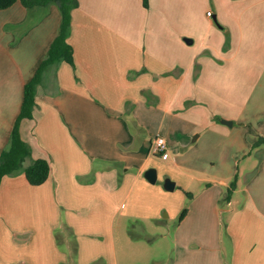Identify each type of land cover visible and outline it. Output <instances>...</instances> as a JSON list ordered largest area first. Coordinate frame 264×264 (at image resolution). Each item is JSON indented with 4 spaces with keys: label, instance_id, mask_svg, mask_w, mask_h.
<instances>
[{
    "label": "crops",
    "instance_id": "obj_1",
    "mask_svg": "<svg viewBox=\"0 0 264 264\" xmlns=\"http://www.w3.org/2000/svg\"><path fill=\"white\" fill-rule=\"evenodd\" d=\"M77 1L73 64L41 69L59 6L0 9V154L40 69L20 133L25 166L51 168L40 185L2 178L0 264H119L116 217L163 211L178 219L171 264H264V0ZM154 167L173 191L147 180Z\"/></svg>",
    "mask_w": 264,
    "mask_h": 264
},
{
    "label": "trees",
    "instance_id": "obj_2",
    "mask_svg": "<svg viewBox=\"0 0 264 264\" xmlns=\"http://www.w3.org/2000/svg\"><path fill=\"white\" fill-rule=\"evenodd\" d=\"M16 2H20L27 8L44 6L50 3H56L62 13L63 21L59 36L52 43L48 57L42 63L40 69L54 61L65 60L73 64V50L68 43L67 38L71 26V12L78 6L77 0H0V9L11 7ZM147 0H145V4ZM39 69V70H40ZM39 70L35 77L25 85L24 102L22 111L18 116L11 135L10 145L0 154V182L6 175H13L23 171L27 180L32 185L44 183L50 174V163L46 159H36L25 166L27 158L30 156V146L26 143L20 133V124L22 120L31 118V109L34 105L35 86L38 82ZM253 147L264 146V136L258 137L252 143ZM161 156V155H157ZM234 184L228 189V194L233 190ZM188 213L186 206L180 214L179 221H182Z\"/></svg>",
    "mask_w": 264,
    "mask_h": 264
},
{
    "label": "rangeland",
    "instance_id": "obj_3",
    "mask_svg": "<svg viewBox=\"0 0 264 264\" xmlns=\"http://www.w3.org/2000/svg\"><path fill=\"white\" fill-rule=\"evenodd\" d=\"M209 1L212 4L213 0ZM225 145L224 162L228 164L238 153H234V149H232L235 143L226 140ZM152 157L161 163L165 161L159 156L152 155ZM247 159L246 155L240 157L239 166L241 165L242 170ZM166 178L168 176L158 177L157 182L152 186L158 185L160 180H162L161 184L163 185ZM146 212L148 211H144V213ZM167 214L168 211H163L159 221L143 216H126L123 219L121 215L116 217L114 234L119 264H171L175 255L173 233L178 219H174L173 216L168 217Z\"/></svg>",
    "mask_w": 264,
    "mask_h": 264
},
{
    "label": "water",
    "instance_id": "obj_4",
    "mask_svg": "<svg viewBox=\"0 0 264 264\" xmlns=\"http://www.w3.org/2000/svg\"><path fill=\"white\" fill-rule=\"evenodd\" d=\"M224 123L226 124H229L231 125V121H227V120H224L223 121ZM145 177L147 178V180L150 182V183H155L157 181V178H158V173H157V170L156 168H149L145 171ZM175 185L176 183L171 180L170 178H166L165 181H164V188L167 190V191H173L175 189Z\"/></svg>",
    "mask_w": 264,
    "mask_h": 264
},
{
    "label": "built area",
    "instance_id": "obj_5",
    "mask_svg": "<svg viewBox=\"0 0 264 264\" xmlns=\"http://www.w3.org/2000/svg\"><path fill=\"white\" fill-rule=\"evenodd\" d=\"M212 12L209 11L208 15L211 16ZM167 149V141L164 136L157 135L152 140L151 152L153 155H163Z\"/></svg>",
    "mask_w": 264,
    "mask_h": 264
}]
</instances>
